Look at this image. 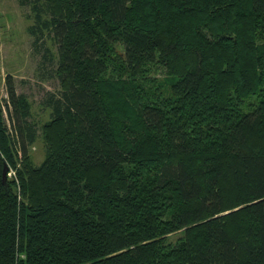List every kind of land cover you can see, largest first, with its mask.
I'll return each instance as SVG.
<instances>
[{
  "label": "trees",
  "instance_id": "obj_1",
  "mask_svg": "<svg viewBox=\"0 0 264 264\" xmlns=\"http://www.w3.org/2000/svg\"><path fill=\"white\" fill-rule=\"evenodd\" d=\"M27 1L60 90L35 165L5 76L0 264H264V0Z\"/></svg>",
  "mask_w": 264,
  "mask_h": 264
},
{
  "label": "rangeland",
  "instance_id": "obj_2",
  "mask_svg": "<svg viewBox=\"0 0 264 264\" xmlns=\"http://www.w3.org/2000/svg\"><path fill=\"white\" fill-rule=\"evenodd\" d=\"M41 15L46 17L47 13ZM34 16L33 5L27 0H0V98L6 97L5 76L11 74L17 92L27 96L31 120L38 128L37 140L29 146L31 161L37 165L44 157L45 148L41 126L50 118V109L44 100L49 92H58L60 84L55 73L56 43L46 29L41 34L31 32ZM37 37L39 39L36 41ZM8 170L7 178L16 188V168L10 167ZM180 235V232H176L168 238L174 241Z\"/></svg>",
  "mask_w": 264,
  "mask_h": 264
},
{
  "label": "water",
  "instance_id": "obj_3",
  "mask_svg": "<svg viewBox=\"0 0 264 264\" xmlns=\"http://www.w3.org/2000/svg\"><path fill=\"white\" fill-rule=\"evenodd\" d=\"M7 170H8V167H7V165L5 164L4 166H3V169H2V177H1V180H2V182H3V184L5 185V187H7Z\"/></svg>",
  "mask_w": 264,
  "mask_h": 264
},
{
  "label": "built area",
  "instance_id": "obj_4",
  "mask_svg": "<svg viewBox=\"0 0 264 264\" xmlns=\"http://www.w3.org/2000/svg\"><path fill=\"white\" fill-rule=\"evenodd\" d=\"M8 169H9V168H8ZM8 171H9V170H7V175H8Z\"/></svg>",
  "mask_w": 264,
  "mask_h": 264
}]
</instances>
